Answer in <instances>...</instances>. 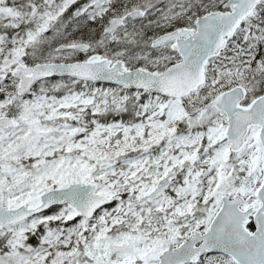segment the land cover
<instances>
[{"label":"snow or ice","instance_id":"1","mask_svg":"<svg viewBox=\"0 0 264 264\" xmlns=\"http://www.w3.org/2000/svg\"><path fill=\"white\" fill-rule=\"evenodd\" d=\"M0 264H264V0H0Z\"/></svg>","mask_w":264,"mask_h":264},{"label":"trees","instance_id":"2","mask_svg":"<svg viewBox=\"0 0 264 264\" xmlns=\"http://www.w3.org/2000/svg\"><path fill=\"white\" fill-rule=\"evenodd\" d=\"M93 27H95V26H93ZM89 30H90V29H85V30H84V31H85V34H86V32L89 31ZM76 34H77L78 36L81 35V33H76Z\"/></svg>","mask_w":264,"mask_h":264}]
</instances>
